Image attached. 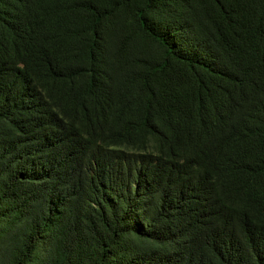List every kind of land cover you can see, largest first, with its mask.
<instances>
[{
	"label": "trees",
	"instance_id": "trees-1",
	"mask_svg": "<svg viewBox=\"0 0 264 264\" xmlns=\"http://www.w3.org/2000/svg\"><path fill=\"white\" fill-rule=\"evenodd\" d=\"M0 264H264V0H0Z\"/></svg>",
	"mask_w": 264,
	"mask_h": 264
}]
</instances>
